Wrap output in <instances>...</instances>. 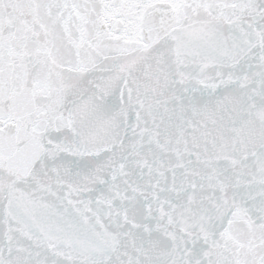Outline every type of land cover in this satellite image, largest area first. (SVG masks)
Returning <instances> with one entry per match:
<instances>
[{
  "label": "snow or ice",
  "instance_id": "snow-or-ice-1",
  "mask_svg": "<svg viewBox=\"0 0 264 264\" xmlns=\"http://www.w3.org/2000/svg\"><path fill=\"white\" fill-rule=\"evenodd\" d=\"M0 264H264V0H0Z\"/></svg>",
  "mask_w": 264,
  "mask_h": 264
}]
</instances>
